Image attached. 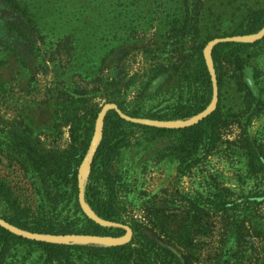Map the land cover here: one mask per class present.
<instances>
[{
	"label": "trees",
	"instance_id": "16d2710c",
	"mask_svg": "<svg viewBox=\"0 0 264 264\" xmlns=\"http://www.w3.org/2000/svg\"><path fill=\"white\" fill-rule=\"evenodd\" d=\"M0 1L41 32L31 0ZM131 4L135 0L117 1L118 42L111 49L117 74L104 79L101 90L85 80L55 88L43 101L25 103L20 119L6 120L7 138H0V261L13 248L29 246L42 252L38 264H201L199 237L220 234L228 241L233 236L239 245L246 235L242 214L248 206L259 211L254 205L264 203V190L235 196L209 170L201 176L207 192L166 188L150 194L142 182L137 193L140 184L121 165L125 151L168 137L172 141L157 156L178 161L180 175L192 173L203 159L223 150L226 156H244L246 176L259 178L264 149L249 128L264 116V92L254 80L259 77L264 33L254 40L241 38L264 31V0H196L192 9L189 0H180L164 42L128 40ZM14 23L13 30L21 28L18 17ZM211 42L212 65L205 53ZM58 48L72 59L86 49L79 42ZM43 104L49 108L50 132L59 137L68 128L64 147L57 140H43L38 122L29 118L30 112L44 115ZM105 104L112 107L104 112L101 139L82 188L81 167ZM200 115L183 126L145 122ZM234 127L235 138L225 139ZM133 192L140 205L133 203ZM9 226L44 236L119 238L131 231V238L119 244L69 243L32 238Z\"/></svg>",
	"mask_w": 264,
	"mask_h": 264
},
{
	"label": "rangeland",
	"instance_id": "374dc122",
	"mask_svg": "<svg viewBox=\"0 0 264 264\" xmlns=\"http://www.w3.org/2000/svg\"><path fill=\"white\" fill-rule=\"evenodd\" d=\"M118 0H31L34 6L35 18L39 19L41 32L37 24L29 19L22 20L12 9L0 1V138L6 139V130L9 126L6 120L19 118L20 111L25 103L31 106L47 98L49 91L64 89L67 85L79 83L83 80L102 89L104 79L113 78L117 73L113 47L118 39L114 36V16L118 11ZM132 2V0H128ZM196 0H189L190 8L194 7ZM180 0H135L128 10V34L131 41L137 42H164L165 28L177 19ZM18 17L21 28H15L14 19ZM132 21V23H131ZM18 27V25H17ZM132 27V29H130ZM134 27V28H133ZM264 31L257 35L244 38L254 40L261 37ZM71 34V38L63 37ZM125 35L124 38H127ZM65 42H79L86 49L78 53L73 59L65 54L63 49L57 50ZM213 43L207 48L212 47ZM112 49V50H111ZM140 53V52H138ZM139 55V54H138ZM142 57V56H141ZM138 58V60L141 59ZM260 72L257 80L258 87L264 92V53L258 59ZM139 67V65H136ZM250 76H254V69L248 68ZM97 102L104 103L105 99L98 98ZM27 106V105H26ZM45 104L42 108H45ZM112 105L105 104L104 110ZM214 104L210 108H213ZM29 113V118L36 120L43 140L47 142L57 140L59 146L64 147L68 142V128L64 127L59 137L48 129L47 112ZM103 114L100 116L102 120ZM199 117L187 121L162 123L167 126H182L198 120ZM147 122V121H145ZM149 122V121H148ZM224 138H235L238 132L236 127L228 131ZM252 136L264 149V116L255 120L249 128ZM172 138L164 137L142 143L123 154L121 165L129 168L130 176L136 178L137 193L142 182L148 193H163L168 188L170 192L179 188L181 192L196 191L207 192L202 183L203 172L211 171L218 176L221 187L228 188L235 196H254L264 190V171L258 179L246 176L247 159L225 155L224 151L211 154L198 169L192 173L180 175L179 163L169 158L159 159L157 152L167 146ZM99 142V141H98ZM98 144V143H97ZM90 150V158L96 145ZM90 163V159H89ZM87 178V177H86ZM86 178L82 181L85 186ZM137 193L131 194L133 203L140 205ZM254 200V199H252ZM257 202V201H256ZM135 205V204H134ZM136 205V206H137ZM243 204L241 205L242 208ZM259 211H252L248 206L242 214L245 219L246 235L238 245L233 236L225 241L226 237L214 234L199 237V247L203 252L201 264H264V203L254 205ZM139 213V211H137ZM28 236L37 239H53L62 242L105 243L119 244L130 240L131 233L119 238H103L105 240L88 239L86 241L73 238H52L41 236ZM42 254L35 247L17 246L13 248L0 264H38Z\"/></svg>",
	"mask_w": 264,
	"mask_h": 264
},
{
	"label": "water",
	"instance_id": "95a60500",
	"mask_svg": "<svg viewBox=\"0 0 264 264\" xmlns=\"http://www.w3.org/2000/svg\"><path fill=\"white\" fill-rule=\"evenodd\" d=\"M247 37H249V36H247ZM244 38H246V37H242L241 39H243V40H245ZM211 43H213V42H211ZM210 43V44H211ZM210 44L208 45V47L210 46ZM207 47V48H208ZM207 48L205 49V53H206V56H207V59H208V61H209V63H210V65H212V59H211V48H210V50H209V56H208V54H207ZM214 107H215V105H216V100L214 101ZM213 107V108H214ZM213 108H209L208 109V111H210V110H212ZM207 111V112H208ZM104 112H105V110L100 114V116L103 114V116H104ZM205 114V113H204ZM203 114V115H204ZM100 116H99V119H100ZM201 116L202 115H200V116H198L199 118H201ZM99 119H98V121H99ZM193 119V118H192ZM190 120V119H189ZM187 121V120H186ZM197 121V120H196ZM148 122V121H147ZM174 122H177V121H174ZM148 123H154V124H160V125H164V124H162V123H169V122H153V121H149ZM193 123V122H192ZM97 124H98V122H97ZM189 124H191V123H189ZM185 125H187V124H185ZM102 126H103V118H102ZM167 126V125H166ZM183 126V125H182ZM96 130H97V127H96ZM101 135H102V128H101ZM95 137V136H94ZM100 139H101V137H100ZM93 142H94V139H93ZM99 142H100V140H99ZM99 142H98V144H99ZM98 144L96 145V147H95V150H96V148H97V146H98ZM92 145H93V143H92ZM91 149H92V146H91ZM90 149V150H91ZM95 150H94V152H95ZM90 152V151H89ZM94 152H93V154H92V156H91V158H90V162H91V160H92V157H93V155H94ZM90 154V153H89ZM89 154H88V156H89ZM87 156V157H88ZM86 157V158H87ZM86 160V159H85ZM89 169H90V163H89ZM88 174H89V172H88ZM87 177H88V175H87ZM86 180H87V178H86ZM80 182H81V186H82V188H84V186L82 185V180H81V178H80ZM82 203H83V206H84V203H86L85 201H84V199L82 198ZM87 204V203H86ZM85 207V206H84ZM89 207V206H88ZM86 209V208H85ZM87 210V209H86ZM91 210V209H90ZM88 211V210H87ZM89 212V211H88ZM89 213H91V214H93L92 213V211L91 212H89ZM8 226V225H7ZM11 229H13L14 231H16V232H18V233H21V234H24V235H27V234H29V235H33V236H41V237H54V238H59V237H61V238H63V237H70V236H44V235H34V234H30V233H26V232H23V231H21V230H19V229H17V228H14V227H11V226H9ZM130 233H131V231H129ZM28 236V235H27ZM74 236H80V235H74ZM30 237V236H29ZM84 237H93V236H84ZM95 238H101V239H103V238H112V237H95ZM42 239H44V240H51V241H58V240H53V239H46V238H42ZM62 242V241H61ZM93 243H96V242H93ZM97 244H105V243H97ZM116 244V243H115Z\"/></svg>",
	"mask_w": 264,
	"mask_h": 264
},
{
	"label": "bare ground",
	"instance_id": "6f19581e",
	"mask_svg": "<svg viewBox=\"0 0 264 264\" xmlns=\"http://www.w3.org/2000/svg\"><path fill=\"white\" fill-rule=\"evenodd\" d=\"M207 54L209 56V49L207 50ZM101 128H102V120L99 119L98 121V124H97V130H96V134H95V137H94V142H93V145L92 147H94L95 144L98 143V141L100 140V137H101ZM89 159H90V155L86 158V160L84 161L82 167H81V171H80V178L81 180L83 181L87 175H88V172H89ZM86 209L91 212L90 208L88 207V205L86 203H84ZM61 238V237H59ZM64 239L65 238H73L74 240H79V241H86L88 239H94V240H100V241H103L105 239H101V238H95V237H84V236H70V237H63ZM66 240V239H65Z\"/></svg>",
	"mask_w": 264,
	"mask_h": 264
}]
</instances>
